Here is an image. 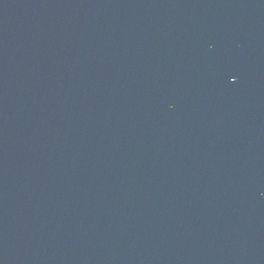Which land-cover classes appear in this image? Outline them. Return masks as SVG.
<instances>
[{"label": "water", "instance_id": "water-1", "mask_svg": "<svg viewBox=\"0 0 264 264\" xmlns=\"http://www.w3.org/2000/svg\"><path fill=\"white\" fill-rule=\"evenodd\" d=\"M0 264H264V0H0Z\"/></svg>", "mask_w": 264, "mask_h": 264}]
</instances>
